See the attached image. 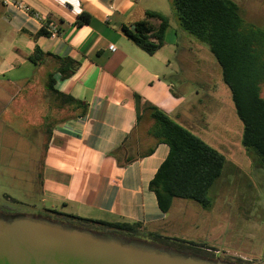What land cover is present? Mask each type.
<instances>
[{"label":"crops","instance_id":"crops-1","mask_svg":"<svg viewBox=\"0 0 264 264\" xmlns=\"http://www.w3.org/2000/svg\"><path fill=\"white\" fill-rule=\"evenodd\" d=\"M15 1L36 16L0 1V121L5 129L18 127L19 136L42 146L38 192L44 210L139 222L151 232L172 237L167 213L148 188L168 146L152 136L154 120L144 103L224 157L237 159L243 152L249 159L248 151L236 150L241 134L235 140L230 122L235 110L215 59L206 55L204 44L180 29L170 1ZM145 10L169 19L163 45L151 55L120 30L122 24L142 19ZM81 11L90 21L76 25ZM42 21L55 23L59 33L38 34ZM149 24L157 28L159 20L150 18ZM110 44L114 51L108 49ZM35 48L44 53L39 64L28 59ZM54 56L77 63L70 76L60 78ZM50 74L58 94L48 88Z\"/></svg>","mask_w":264,"mask_h":264},{"label":"trees","instance_id":"trees-1","mask_svg":"<svg viewBox=\"0 0 264 264\" xmlns=\"http://www.w3.org/2000/svg\"><path fill=\"white\" fill-rule=\"evenodd\" d=\"M169 1L180 29L204 44L218 64L222 81L230 91L235 113L242 123L240 143L246 151L257 156L260 165H264V99L259 95L260 85L264 83V28L245 21L238 3L234 0ZM90 18L88 13L81 11L75 24H87ZM150 18L159 20L157 28L149 24ZM42 24L38 34L50 35L47 22ZM132 25L133 27L122 24L121 32L151 55L163 45L169 19L157 11L145 10L144 17ZM43 57L44 53L35 48L28 59L39 64ZM54 58L59 63L56 72H59L60 78L70 76L77 66L69 58ZM47 84L53 93L58 94L53 89L52 74L48 76ZM61 97L67 102H74L69 95ZM140 101V97L136 96L137 107H140ZM144 106L149 108L154 120L152 136L168 146L166 158L148 184L149 190L155 195L157 206L163 213H167L173 200L182 198L192 200L204 208L209 207L208 189L220 176L225 157L157 107L149 103H144ZM84 113L86 105L83 108ZM45 216L94 232L115 234L129 239L147 238L148 242L182 253L216 258V250L211 247L151 232L139 222L93 220L49 209ZM223 260L248 264V261L240 257H226Z\"/></svg>","mask_w":264,"mask_h":264},{"label":"rangeland","instance_id":"rangeland-1","mask_svg":"<svg viewBox=\"0 0 264 264\" xmlns=\"http://www.w3.org/2000/svg\"><path fill=\"white\" fill-rule=\"evenodd\" d=\"M140 1L167 5L169 0ZM237 3L242 17L264 28V0H237ZM223 88L228 89L225 84ZM259 95L264 99V83ZM230 122L237 140L242 123L235 112ZM17 132L18 127L9 131L0 121V209L9 215L45 214V203L38 192L42 146L30 143ZM27 136H31L30 131ZM236 150L240 154L244 151L240 141ZM250 155L249 159L243 152L237 159L225 155L221 174L208 189L209 207L175 198L167 212L168 236L211 247L218 259L240 257L248 264H264V165H260L253 152Z\"/></svg>","mask_w":264,"mask_h":264},{"label":"water","instance_id":"water-1","mask_svg":"<svg viewBox=\"0 0 264 264\" xmlns=\"http://www.w3.org/2000/svg\"><path fill=\"white\" fill-rule=\"evenodd\" d=\"M133 27V25H131ZM0 264H236L44 216L0 213Z\"/></svg>","mask_w":264,"mask_h":264},{"label":"built area","instance_id":"built-area-1","mask_svg":"<svg viewBox=\"0 0 264 264\" xmlns=\"http://www.w3.org/2000/svg\"><path fill=\"white\" fill-rule=\"evenodd\" d=\"M0 1L3 2V3H12V4H14V5L18 6V7L23 8L26 12L36 16L35 13L31 11V9H29L28 7L23 6L21 4H18L15 0H0ZM43 22L44 21H42V23ZM47 29H48L50 35H57L59 33L57 25L55 23H53V22H50V21L47 22ZM108 49L110 51H114L115 47L112 44H110L108 46Z\"/></svg>","mask_w":264,"mask_h":264},{"label":"flooded vegetation","instance_id":"flooded-vegetation-1","mask_svg":"<svg viewBox=\"0 0 264 264\" xmlns=\"http://www.w3.org/2000/svg\"><path fill=\"white\" fill-rule=\"evenodd\" d=\"M0 213L1 214H5V215H8V213L4 212L3 210L0 209Z\"/></svg>","mask_w":264,"mask_h":264}]
</instances>
